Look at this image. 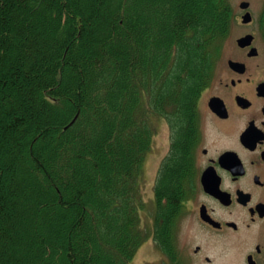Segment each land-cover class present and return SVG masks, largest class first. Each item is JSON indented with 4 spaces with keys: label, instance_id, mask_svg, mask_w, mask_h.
Returning a JSON list of instances; mask_svg holds the SVG:
<instances>
[{
    "label": "trees",
    "instance_id": "trees-1",
    "mask_svg": "<svg viewBox=\"0 0 264 264\" xmlns=\"http://www.w3.org/2000/svg\"><path fill=\"white\" fill-rule=\"evenodd\" d=\"M230 1L0 0V264H132L151 236L174 262L176 132H198Z\"/></svg>",
    "mask_w": 264,
    "mask_h": 264
},
{
    "label": "flooded vegetation",
    "instance_id": "flooded-vegetation-1",
    "mask_svg": "<svg viewBox=\"0 0 264 264\" xmlns=\"http://www.w3.org/2000/svg\"><path fill=\"white\" fill-rule=\"evenodd\" d=\"M229 7L230 29L198 104V132L189 139L176 132L175 264H264V0ZM156 212L153 186L143 217L149 233ZM153 245L151 236L136 256Z\"/></svg>",
    "mask_w": 264,
    "mask_h": 264
},
{
    "label": "rangeland",
    "instance_id": "rangeland-1",
    "mask_svg": "<svg viewBox=\"0 0 264 264\" xmlns=\"http://www.w3.org/2000/svg\"><path fill=\"white\" fill-rule=\"evenodd\" d=\"M21 21L23 22L22 19ZM47 46H45L46 50L50 51V46L49 45ZM155 129L156 132L153 137L152 148L145 157L143 163V169H142L141 187H142L144 208H145V202L149 201V198L153 197V186L155 187L156 185L159 168L161 166L163 159L168 154L171 144L170 130L167 123L164 120L156 119ZM143 217L146 218V215L143 214ZM175 236H176V230H175ZM147 248H151L150 251H146V253L144 254L141 253L138 257L136 256L137 260L132 261V264H141L147 262L146 260L152 261L153 259L156 258L161 259L163 257L164 260L160 261L159 264H175V262L170 261L169 257L166 256L157 245H153L152 247H147Z\"/></svg>",
    "mask_w": 264,
    "mask_h": 264
}]
</instances>
